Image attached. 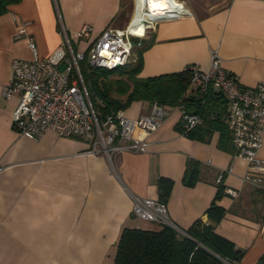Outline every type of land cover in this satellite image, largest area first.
I'll use <instances>...</instances> for the list:
<instances>
[{"label": "crops", "instance_id": "0c3cea01", "mask_svg": "<svg viewBox=\"0 0 264 264\" xmlns=\"http://www.w3.org/2000/svg\"><path fill=\"white\" fill-rule=\"evenodd\" d=\"M176 2L187 7L188 14L169 12L180 5L159 10L166 18L142 38L137 76L189 65L207 70L211 49L243 85L252 86L264 76V0H222L200 13L184 0ZM130 3L20 0L0 14V264H113L121 228L146 224L132 212L131 193L157 198L156 179H173L166 206L175 224L186 229L198 218L207 219L217 173L229 167L232 171L224 174L223 183L238 195L225 194L217 201L226 212L215 231L244 250L236 264H257L264 255V190L241 181L246 161L218 147L217 131L208 140L177 131V110H171L156 131L138 130L148 142L145 152L118 153L112 165L102 155L87 153L89 144L80 138L47 131L31 139L13 127L18 98L5 97L3 90L11 78L12 59L33 58L27 37L35 42L38 56L50 61L65 46L62 26L71 36L91 24L92 38L106 27L122 29L132 17ZM19 28L25 32L17 36ZM146 103L145 110L129 116L146 113ZM259 156L264 158V145ZM189 160L197 162L199 170L193 186L182 182Z\"/></svg>", "mask_w": 264, "mask_h": 264}, {"label": "built area", "instance_id": "2783aa9c", "mask_svg": "<svg viewBox=\"0 0 264 264\" xmlns=\"http://www.w3.org/2000/svg\"><path fill=\"white\" fill-rule=\"evenodd\" d=\"M179 5L177 13L188 14V8L182 3ZM134 17L133 11L124 28L106 27L94 38L91 24H83L71 36L62 26L60 33L69 52L63 66L39 57L35 42L27 37L33 58L12 59L11 78L3 90L5 97L16 95L18 98L12 112L15 130L31 139H38L47 131L63 137L80 138L89 144L87 153L102 155L112 165L113 157L118 153L145 152L148 142L137 133L138 130L145 133L156 131L171 110L178 111L184 131L201 124L207 111L206 93L209 87H213L222 92L227 102L222 118L230 130L235 154L246 161L241 181L264 190V158L259 156L264 145V76L252 86L243 85L223 67L216 49L210 50L207 70L196 65L185 67L191 71L194 92L201 95L199 110L190 112L180 104L167 107L154 101L149 110L137 118L126 116L124 109L110 111L105 116L98 114L92 96L96 102L101 100L95 96L91 82L84 78L81 63L84 62L90 71L135 64V49L142 45L141 39L147 30L160 19H144L138 14L137 22L141 21L144 26L142 33L138 34L129 28ZM24 32V28H19L16 35ZM133 37L138 38L135 43ZM209 114L213 116L214 113ZM231 171L232 167L220 170L216 183L223 182L224 174ZM224 193L236 197L238 190L225 186ZM131 197L132 212L138 218L168 225L179 234L187 235L171 219L166 204L158 198H140L132 193Z\"/></svg>", "mask_w": 264, "mask_h": 264}, {"label": "trees", "instance_id": "16d2710c", "mask_svg": "<svg viewBox=\"0 0 264 264\" xmlns=\"http://www.w3.org/2000/svg\"><path fill=\"white\" fill-rule=\"evenodd\" d=\"M20 0H0V14L7 11L9 5ZM138 38H133L135 43ZM142 41V39H141ZM142 50L135 49L137 62L133 65L114 69L97 68L83 71L84 78L91 82L92 89L101 102L94 106L99 115L110 111L125 109L137 100L154 101L167 107L180 104L187 109L199 110L201 95L196 92L192 74L188 68L180 71L139 77L142 66ZM227 102L221 91L209 87L206 93L205 108L201 124L184 131L179 123L175 129L181 134L198 140H208L211 133L217 131L218 147L233 151L229 128L222 118ZM213 112V116H210ZM199 177L197 162H186L182 182L193 186ZM174 180L159 176L156 179L158 200L167 202ZM224 183H217L216 192L205 213L207 219H196L188 228L187 235L179 234L172 227L146 222L140 227H122L116 242L113 264H236L243 257L244 250L237 248L230 239L215 231L216 225L224 217L226 209L217 201L224 193ZM264 263V255L257 264Z\"/></svg>", "mask_w": 264, "mask_h": 264}, {"label": "rangeland", "instance_id": "374dc122", "mask_svg": "<svg viewBox=\"0 0 264 264\" xmlns=\"http://www.w3.org/2000/svg\"><path fill=\"white\" fill-rule=\"evenodd\" d=\"M189 6H192L194 8V11L196 13H200V12H205L208 10V6L211 4H215L217 2H220L222 0H184ZM130 9L131 14L134 11V5H135V1L131 0L130 3ZM153 17V16H151ZM125 24H121V26H124ZM68 50L65 48V46H61L59 51L57 52L56 55H54L53 59H50V61L54 64H60L62 62V58L68 57ZM81 67L83 69V71L86 70L84 62L81 63ZM93 102H96V98L94 96H92ZM139 101H141V103H139ZM147 107V103L146 101L143 100H137V101H133L130 103V105L128 107H126L124 109L126 116L130 117L129 114H133V113H139L142 110H145V108ZM141 114H139L137 117H139ZM131 118V117H130ZM161 126V125H160ZM144 221V220H143ZM144 222H148V221H144Z\"/></svg>", "mask_w": 264, "mask_h": 264}, {"label": "bare ground", "instance_id": "6f19581e", "mask_svg": "<svg viewBox=\"0 0 264 264\" xmlns=\"http://www.w3.org/2000/svg\"><path fill=\"white\" fill-rule=\"evenodd\" d=\"M134 19L132 20V23L129 25V28L133 30V32L141 34L143 31V24L141 21L137 22V16L138 14L142 16L144 19H154L155 15L162 14L164 11H160L163 8H169L173 9L174 5H179V3L176 2V0H134ZM175 3V4H172ZM171 10L170 13H173ZM167 13V12H166ZM153 16V17H151Z\"/></svg>", "mask_w": 264, "mask_h": 264}, {"label": "water", "instance_id": "95a60500", "mask_svg": "<svg viewBox=\"0 0 264 264\" xmlns=\"http://www.w3.org/2000/svg\"><path fill=\"white\" fill-rule=\"evenodd\" d=\"M173 12H177V11H173ZM164 18H166L165 13H164V14H159V16H157L155 19H160V20H162V19H164ZM189 111H190V112H195V111H196V108H195V107H191V108L189 109Z\"/></svg>", "mask_w": 264, "mask_h": 264}]
</instances>
